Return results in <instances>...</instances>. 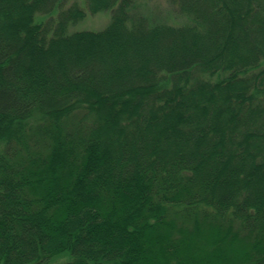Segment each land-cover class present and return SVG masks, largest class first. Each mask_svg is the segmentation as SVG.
<instances>
[{
	"label": "trees",
	"instance_id": "16d2710c",
	"mask_svg": "<svg viewBox=\"0 0 264 264\" xmlns=\"http://www.w3.org/2000/svg\"><path fill=\"white\" fill-rule=\"evenodd\" d=\"M164 1L0 0V264H264V0Z\"/></svg>",
	"mask_w": 264,
	"mask_h": 264
},
{
	"label": "rangeland",
	"instance_id": "374dc122",
	"mask_svg": "<svg viewBox=\"0 0 264 264\" xmlns=\"http://www.w3.org/2000/svg\"><path fill=\"white\" fill-rule=\"evenodd\" d=\"M71 1H81V0H71ZM145 5H148L151 14L158 16L159 18L166 19L171 24H179L184 21L182 18L173 15L171 8L165 3L164 0H143ZM147 7V8H148ZM36 19L42 20L44 17L41 15H36ZM109 22V12H101L96 15L87 14L86 18L78 22L77 24L70 27L71 31L77 30H89V31H99L103 29ZM69 260L68 256L63 254L52 260L50 264H64Z\"/></svg>",
	"mask_w": 264,
	"mask_h": 264
}]
</instances>
